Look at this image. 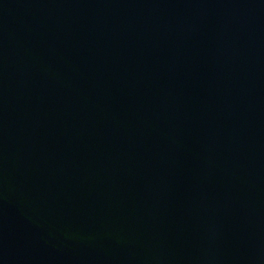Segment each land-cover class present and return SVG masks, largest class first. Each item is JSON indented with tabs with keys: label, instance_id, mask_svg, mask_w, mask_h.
Masks as SVG:
<instances>
[{
	"label": "water",
	"instance_id": "water-1",
	"mask_svg": "<svg viewBox=\"0 0 264 264\" xmlns=\"http://www.w3.org/2000/svg\"><path fill=\"white\" fill-rule=\"evenodd\" d=\"M0 264H264V0H0Z\"/></svg>",
	"mask_w": 264,
	"mask_h": 264
}]
</instances>
